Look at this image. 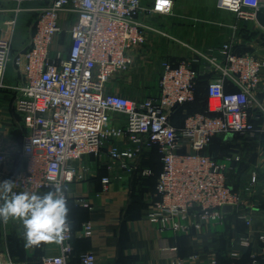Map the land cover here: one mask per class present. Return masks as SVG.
Here are the masks:
<instances>
[{
  "label": "built area",
  "instance_id": "2783aa9c",
  "mask_svg": "<svg viewBox=\"0 0 264 264\" xmlns=\"http://www.w3.org/2000/svg\"><path fill=\"white\" fill-rule=\"evenodd\" d=\"M43 1L27 48L13 53L16 22L26 9L25 0H0L13 3L0 5V14H14L11 28L0 34V88L6 86L13 63L23 77L13 106L26 128L22 146L16 150L4 144L0 132V181H15L17 193L42 194L53 184L64 187L81 177L73 162L100 155L111 140L124 138V148H107L111 168L120 162L121 167L136 170L143 150L153 144L162 155L163 169L147 208L148 220L157 229L198 232L209 224H221L225 206L238 212L243 196L228 185L227 174L239 157L217 159L204 151L217 134L254 136L264 131V125L257 128L251 120L258 106L264 114V97L258 99L259 92L264 94L262 59L256 53L237 52L233 41L205 53L201 73L215 74L208 85L207 110L188 115L177 127L172 114L195 99L200 75L190 62H165L159 91L142 99L130 98L114 85L146 42L143 16L171 14L177 0ZM217 8L256 20L257 12L264 11V0H217ZM65 30L70 45L54 51ZM227 81L236 89L226 90ZM118 115L125 117L122 126L115 121ZM102 182L108 190L112 178L105 176ZM255 184L253 176L249 189ZM80 202L93 208L82 198ZM239 216L251 222L244 212ZM90 229L88 224L85 233L90 234ZM241 242L248 245L249 237H241ZM73 250L71 228L59 250L45 253L40 264H70ZM79 264H97L95 254H82ZM171 264L203 263L192 255L188 262L176 257ZM248 264L264 263L254 257Z\"/></svg>",
  "mask_w": 264,
  "mask_h": 264
},
{
  "label": "crops",
  "instance_id": "0c3cea01",
  "mask_svg": "<svg viewBox=\"0 0 264 264\" xmlns=\"http://www.w3.org/2000/svg\"><path fill=\"white\" fill-rule=\"evenodd\" d=\"M28 1L41 2L25 0L26 8ZM0 5L10 7L13 3L0 2ZM21 15L22 13L17 21ZM13 18L14 14L10 12L0 14V34L11 28L10 21ZM29 40L30 37L28 43ZM13 69L10 74L7 70L9 75L5 78L6 86L0 88V132L4 144L11 150H16L22 146L24 123L13 104L23 77L16 68ZM158 91L159 85L150 94ZM115 121L122 126L125 117L118 115ZM262 132L253 139L223 137V142L219 141V149L222 146L226 148L223 150L225 153L239 157L233 165V171L229 173L228 184L242 193L244 204L238 212H227L221 224H209L192 234L161 231L153 226L147 217L145 201L148 202L153 196L148 191L155 184L141 189L136 181L135 188L134 169H125L120 162L113 168L109 166L112 162L107 154L108 146L119 145L124 148V138L111 140L100 155H86L73 162L81 177L66 183L64 187L69 198H72L69 201V221L74 230V251L81 255L92 251L97 264H171V260L176 257L188 262L192 255H196L197 260L203 264H209L213 260L217 264H244L257 256L264 258V241L261 239V235H264V131ZM155 152L160 153L158 146L147 147L143 159L145 167L156 174L161 164L156 161L158 158ZM105 176L112 178L108 190L103 189L102 178ZM253 176L256 177V184L249 189ZM80 198L89 202L93 208L81 204ZM239 212L249 216L251 222L240 217ZM88 224L91 226L90 234L85 233ZM19 230L18 236L11 233V238L0 251L5 254L2 256L4 264H40L41 254L59 250L57 243L26 246L24 229ZM246 235L250 241L248 245L241 242V237ZM237 260L240 261L236 263ZM79 263L80 261L77 264Z\"/></svg>",
  "mask_w": 264,
  "mask_h": 264
},
{
  "label": "rangeland",
  "instance_id": "374dc122",
  "mask_svg": "<svg viewBox=\"0 0 264 264\" xmlns=\"http://www.w3.org/2000/svg\"><path fill=\"white\" fill-rule=\"evenodd\" d=\"M216 3L217 0H180L175 3L171 14L143 16L146 42L137 50L135 62L131 68L114 79L117 89L130 98L146 97L158 88L161 68L165 62H190L202 74L201 71L205 64L203 55L213 46L228 41H233L238 51L256 53L262 59L264 84L263 28L256 20L240 18L233 12L218 9ZM43 5L42 2L28 1L26 10L21 12L22 15L17 21V32H15V52L24 44L21 33L23 32L22 37L28 33L26 23L29 19L36 18ZM69 45L70 36L65 30L59 36L54 51L59 47L67 49ZM13 68L16 67L11 63L8 68L9 74L13 72ZM262 94L259 92L260 101L263 100ZM202 105L199 101L193 108L201 109ZM260 109L259 106L256 107V111L264 116ZM23 131L24 133L26 131L24 125ZM219 141L218 136L214 137L209 147L215 153L222 155L226 148L221 146L219 149ZM0 220V247L4 249L11 233H16L15 236H18L19 228H24L19 220L9 219L7 223Z\"/></svg>",
  "mask_w": 264,
  "mask_h": 264
},
{
  "label": "clouds",
  "instance_id": "9594fccd",
  "mask_svg": "<svg viewBox=\"0 0 264 264\" xmlns=\"http://www.w3.org/2000/svg\"><path fill=\"white\" fill-rule=\"evenodd\" d=\"M12 179L0 181V219L19 220L24 228L26 246L41 243L62 244L66 233L71 231L69 222V198L67 189L53 184L42 194L15 192Z\"/></svg>",
  "mask_w": 264,
  "mask_h": 264
},
{
  "label": "trees",
  "instance_id": "16d2710c",
  "mask_svg": "<svg viewBox=\"0 0 264 264\" xmlns=\"http://www.w3.org/2000/svg\"><path fill=\"white\" fill-rule=\"evenodd\" d=\"M146 1H148V0H146ZM177 1H180V0H177ZM42 2V5L45 3V1H41ZM44 2V3H43ZM148 3H150V1H148ZM221 10V9H220ZM39 14V13H38ZM38 14H37V16H36V18L35 19H32V20H30L29 19V21L26 23L27 24V27H28V33L25 35V36H23L22 37V34H23V32L21 33V39H22V41H24V46L22 47V48H19V49H17L16 50V52H15V49H14V46H13V53H17V52H19V51H21V50H23V49H25V48H27V45H28V39L27 38H29L30 36H31V34H32V31H33V29H34V24H35V22H36V20H37V18H38ZM25 24V25H26ZM27 39V40H26ZM27 42V43H26ZM219 46H222V44H220V45H215V46H213V48H216V47H219ZM236 48V47H235ZM212 49V48H211ZM210 49V50H211ZM209 50V51H210ZM237 52H239V53H244L243 51H238L237 50V48L235 49ZM177 63H179V62H176V64ZM192 66L194 67V68H196L195 67V65H193L192 64ZM197 70H199V69H197ZM201 75V76H200ZM199 75V77H198V79H197V83H196V86H195V99L193 100V101H191V102H188V103H186V104H183V105H181V106H178L176 109H175V111H174V113L172 114V122L174 123V125L175 126H177V127H182L183 126V124H184V120H185V118L188 116V115H190V114H194V113H196V112H206V110H207V107H208V85H209V82L213 79V77H215V74L214 73H210V74H200ZM234 89H236V88H234L233 86H231V84L227 81L226 82V90H234ZM202 93V94H201ZM199 101L203 104L202 105V108L201 109H194L193 108V106L194 105H196V104H198L199 103ZM191 108H193V110H191ZM256 112V113H255ZM256 114V115H255ZM254 115V116H253ZM253 115L251 116V120L253 121V123L255 124V126L257 127V128H260V126L261 125H263L264 123H262V120L264 119V116H262V114L260 113V112H258V111H254L253 112ZM255 116H258L259 118H255ZM263 132L262 131H257L256 133H255V135L254 136H251L249 133H240V132H235V133H231V134H217V135H215V136H213L212 137V139H211V141L210 142H212V140L214 139V137H216V136H218L219 137V139H220V141H221V143L223 142V140H224V138L223 137H228V138H230V137H241V138H250V139H253V138H255V137H258L260 134H262ZM223 139V140H222ZM210 144L211 143H209L208 144V146L206 147V149H205V153L206 154H208V155H210V156H212V157H214V158H217V159H220V158H224V157H227V156H232V157H235L236 155H233V154H231V153H224V154H222V155H219L218 153H215V151L214 150H212L211 149V147H209L210 146ZM153 147L154 146H158L157 144H153L152 145ZM146 149V148H145ZM145 149L143 150V152H142V155H141V158H140V164H139V167L136 169V170H134L135 171V177H134V187L135 188H137V184H136V181H138V183H139V185H140V187H141V189L142 188H146L148 185L149 186H151L152 187V185H154L153 186V189L152 190H149L148 192H149V194H152L153 196H154V194H155V192H156V186H157V182H158V178H159V174H160V172L162 171V169H163V161H162V155H161V153H157V152H155V154H156V156H157V158H158V160H156V161H159L160 162V166H161V168H160V170L155 174V172H151V169H149V168H146L145 167V164H144V157H145ZM156 156H154V158H156ZM235 161H237V160H233V162H232V164H231V169L228 171V174H227V178H228V176H229V173L231 172V171H233V168H234V163H235ZM144 170H149L150 171V174H143V171ZM228 180V179H227ZM229 186H230V184H228ZM144 188V189H145ZM143 189V190H144ZM148 189V188H147ZM152 196V197H153ZM151 197V198H152ZM72 200V198L70 197L69 198V201H71ZM150 200L151 199H149V201L147 202V201H145L146 202V209L148 208V206H149V203H150ZM0 222H1V220H0ZM70 222V221H69ZM71 228H72V240H73V238H74V230H73V227H72V225H71ZM195 231H192V232H190V233H188V234H192V233H194ZM182 234H184V233H182ZM186 234V233H185ZM0 238H1V228H0ZM11 238V237H10ZM9 238V239H10ZM0 251H1V247H0ZM45 253H43V254H41L39 257V259L41 260V257L44 255ZM80 257H81V254H77L74 250H73V254H72V258H71V262H70V264H77L78 263V261H80ZM257 259H259V261H261V262H263L264 263V258H262V257H259V256H257L256 257ZM253 260V258L252 259H248V261H246L244 264H248L249 262H251ZM240 260H237L236 261V263L237 262H239ZM39 263H40V261H39Z\"/></svg>",
  "mask_w": 264,
  "mask_h": 264
},
{
  "label": "water",
  "instance_id": "95a60500",
  "mask_svg": "<svg viewBox=\"0 0 264 264\" xmlns=\"http://www.w3.org/2000/svg\"><path fill=\"white\" fill-rule=\"evenodd\" d=\"M256 21L257 23L264 28V11H258L256 15ZM233 210L232 206L228 205L223 208L224 212H231ZM0 264H1V258H0Z\"/></svg>",
  "mask_w": 264,
  "mask_h": 264
}]
</instances>
